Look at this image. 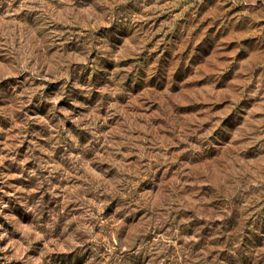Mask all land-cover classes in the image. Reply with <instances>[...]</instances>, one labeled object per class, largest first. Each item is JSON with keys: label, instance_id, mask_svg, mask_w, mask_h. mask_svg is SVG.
Returning a JSON list of instances; mask_svg holds the SVG:
<instances>
[{"label": "clouds", "instance_id": "obj_1", "mask_svg": "<svg viewBox=\"0 0 264 264\" xmlns=\"http://www.w3.org/2000/svg\"><path fill=\"white\" fill-rule=\"evenodd\" d=\"M0 264H264V0H0Z\"/></svg>", "mask_w": 264, "mask_h": 264}, {"label": "rangeland", "instance_id": "obj_2", "mask_svg": "<svg viewBox=\"0 0 264 264\" xmlns=\"http://www.w3.org/2000/svg\"><path fill=\"white\" fill-rule=\"evenodd\" d=\"M186 107H190V105H186Z\"/></svg>", "mask_w": 264, "mask_h": 264}]
</instances>
